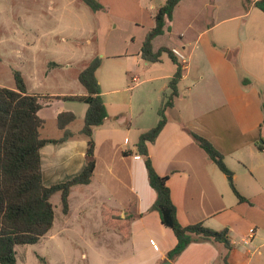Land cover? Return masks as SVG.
<instances>
[{
  "label": "crops",
  "instance_id": "obj_1",
  "mask_svg": "<svg viewBox=\"0 0 264 264\" xmlns=\"http://www.w3.org/2000/svg\"><path fill=\"white\" fill-rule=\"evenodd\" d=\"M165 1L135 0L136 10L144 13L141 23L147 17L150 21L149 31L155 27V15ZM44 15L39 18L43 20ZM142 46L136 52L113 57L127 59L117 63L124 70L121 78L116 79L118 69L111 71L105 85L97 77L109 117L94 130L97 166L93 181L72 189L68 214L63 212L61 194H56L61 199V214L54 205L53 228L36 246L57 243L69 231L73 236L69 241L75 247L85 242L96 252L93 259L87 257V264H225L228 250L214 242L192 243L174 261L168 258L178 241L174 232L163 225L159 212L152 210L157 193L149 183L144 158L136 154L140 136L152 128L137 127L131 101L123 93L127 90V75L138 71L145 76V82L156 87L153 92L159 97L177 66H167L172 61L167 54L161 62L147 63L142 58ZM163 47L183 50L186 64L178 60L184 71L179 96L174 107L166 111L165 128L155 143H149V156L156 172L169 178L178 221L183 226L203 223L215 231L228 228L232 245L229 263L264 264V12L254 5L247 7L243 0H183L175 8L165 33L153 41L155 51ZM96 57L98 51L87 50L76 62L84 63L85 69ZM59 58L51 60L50 74L33 70L29 74L31 85L24 78L29 93L40 97V103L45 102L39 113L45 126L47 120L41 112L46 106L55 101L73 102L57 97L88 94L81 83L84 90L80 93L60 89L66 84L67 73L56 81L52 79L53 71L72 66L61 65ZM132 80L140 83L137 76ZM116 108L125 109L117 113ZM87 109L88 106L80 117L70 110L57 113V127L63 134L57 138L42 136L59 140L66 131L73 134L63 143H48L42 149L45 186L65 182L84 169L88 140L80 134L83 127L78 133L72 128L78 119L84 120ZM63 113L75 115L64 130L58 126ZM142 113L139 109L136 115ZM189 132L209 140L224 156L233 173V183L246 201L239 200L229 176ZM127 151L129 154H125ZM81 220L95 227L84 232L78 227ZM35 254L38 261L46 259Z\"/></svg>",
  "mask_w": 264,
  "mask_h": 264
},
{
  "label": "trees",
  "instance_id": "obj_2",
  "mask_svg": "<svg viewBox=\"0 0 264 264\" xmlns=\"http://www.w3.org/2000/svg\"><path fill=\"white\" fill-rule=\"evenodd\" d=\"M81 1L94 12L104 10V6L98 0ZM182 1H165L155 15V27L147 33L143 42L142 58L147 63L161 62L163 55L167 54L177 65V70L169 83L171 93L164 96V103L159 109L160 120L154 128L140 136L136 154L144 158L149 183L157 193V200L152 210L159 212L163 225L174 232L178 241L176 247L168 254L169 260L174 261L192 243L214 242L221 243L227 248L224 263L230 264L229 251L232 250V245L229 229L215 231L205 227L203 223L181 225L168 186L169 178L160 176L156 172L149 156V143L156 142L167 124L166 111L174 107L184 72L182 64L173 51L166 47L155 51L153 41L165 33L167 23L173 19V12ZM243 1L247 7L254 5L264 12V0ZM101 64V58L96 57L79 75L80 83L87 90L86 96L57 97L88 106L80 133L87 138L88 149L87 162L82 172L51 187L44 184L41 151L48 143H63L73 134L66 131L64 137L59 140L42 137L41 131L45 126V120L39 113L43 105L40 103V97L29 93L20 71H13L15 89L0 87V264H18L16 247L36 245L51 231L56 217L52 202L54 195L61 194L63 212L68 214L72 189L92 183L97 166L94 130L103 126L109 117L97 78ZM74 120L75 115L63 113L59 115L58 126L64 130ZM189 133L217 167L227 176L233 177L224 156L215 146L206 138L194 132ZM259 147L262 148V145ZM231 187L240 201H246L236 189L233 180Z\"/></svg>",
  "mask_w": 264,
  "mask_h": 264
},
{
  "label": "rangeland",
  "instance_id": "obj_3",
  "mask_svg": "<svg viewBox=\"0 0 264 264\" xmlns=\"http://www.w3.org/2000/svg\"><path fill=\"white\" fill-rule=\"evenodd\" d=\"M51 1L0 0V85L15 89L14 70L20 71L28 80L33 70L42 72L43 75L50 74L48 72L52 71L51 60L60 57L61 65L71 63L72 67L65 70L62 66L54 70L52 79L59 81V75L65 72L68 76L65 79L66 84L60 89L80 93L83 87L77 77L85 64H77L76 59L87 50L98 51L103 61L97 77L104 81V85L110 80L111 71L115 69H118L116 79L121 78L124 70L119 69L121 65L117 63L126 62L127 59L113 57L127 51L136 52L143 45L149 31L150 21L147 17L145 22L141 23V15L144 13L140 14L136 10L135 0H99L104 5V10L99 12H94L81 0H53V3ZM42 13L45 14L43 20L39 18ZM172 62L169 61L167 66L172 68L175 65L176 68L177 65ZM135 76L139 77V84L133 82ZM127 78V90L123 96L127 101H131L137 127L154 128L157 120H160L159 109L164 103V96L171 93L169 86L161 96L155 97L157 95L153 89L156 87L145 82L144 75L140 76L136 71L127 75ZM29 84L31 85L30 80ZM51 87H54V84ZM41 103L45 104L44 101ZM86 107V104L80 102L60 101L46 106L41 112V116L47 120V125L41 131L42 136L57 138L63 134L57 127V113L70 110L80 117ZM124 109L116 108L114 111L119 113ZM139 109H142L143 113L137 116ZM83 126L84 120L80 118L74 123L72 130L78 133ZM133 139L130 148H133ZM232 178L229 177L230 182ZM52 201L60 215V196L56 195ZM79 224L78 227L84 232L95 227L88 220H81ZM70 238L73 236L68 231L57 243L18 246L20 264H87V257L89 260L95 257L96 252L88 248L85 242H81V248H77L69 241ZM35 253L46 259L38 261ZM114 253L111 251L110 255L114 257Z\"/></svg>",
  "mask_w": 264,
  "mask_h": 264
},
{
  "label": "built area",
  "instance_id": "obj_4",
  "mask_svg": "<svg viewBox=\"0 0 264 264\" xmlns=\"http://www.w3.org/2000/svg\"><path fill=\"white\" fill-rule=\"evenodd\" d=\"M173 53L175 54V56L178 58V60L182 64H186V57H185V55L181 51L174 49L173 50ZM134 81L137 82L138 79L137 78H134Z\"/></svg>",
  "mask_w": 264,
  "mask_h": 264
},
{
  "label": "water",
  "instance_id": "obj_5",
  "mask_svg": "<svg viewBox=\"0 0 264 264\" xmlns=\"http://www.w3.org/2000/svg\"><path fill=\"white\" fill-rule=\"evenodd\" d=\"M163 264H171V262H170V261H167V262H165V263H163Z\"/></svg>",
  "mask_w": 264,
  "mask_h": 264
}]
</instances>
